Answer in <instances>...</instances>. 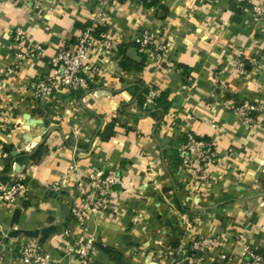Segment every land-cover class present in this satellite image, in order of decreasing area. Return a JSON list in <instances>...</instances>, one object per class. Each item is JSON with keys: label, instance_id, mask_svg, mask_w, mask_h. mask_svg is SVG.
Returning <instances> with one entry per match:
<instances>
[{"label": "crops", "instance_id": "0c3cea01", "mask_svg": "<svg viewBox=\"0 0 264 264\" xmlns=\"http://www.w3.org/2000/svg\"><path fill=\"white\" fill-rule=\"evenodd\" d=\"M97 7V0H47L38 8L0 0V172L8 155L43 146L37 162L11 163L10 176L26 179L30 190L16 205L0 204V251L26 240L58 264H79L63 252L79 235L70 197L92 169L113 168L122 175L114 205L95 213L85 231L97 252L90 264H186L184 218L190 237L214 241L206 264L221 252L242 264L245 244L264 252V111L248 127L232 108L238 100L264 101V21L238 0L114 2L107 28L120 42L118 56H92L102 75L89 89L35 102L29 81L49 73L50 56L77 41ZM16 27L44 52L13 68ZM143 28L169 44L161 67L146 64L132 41ZM239 59L245 75L234 68ZM147 86L167 93L164 114L141 95ZM109 125L114 133L104 139ZM189 131L213 140L220 159L200 184L179 173L177 146ZM56 182L62 186L53 191Z\"/></svg>", "mask_w": 264, "mask_h": 264}, {"label": "built area", "instance_id": "2783aa9c", "mask_svg": "<svg viewBox=\"0 0 264 264\" xmlns=\"http://www.w3.org/2000/svg\"><path fill=\"white\" fill-rule=\"evenodd\" d=\"M14 3L31 2L36 8L47 0H10ZM90 23L84 28L77 41L72 46L60 45L48 59L49 73L46 76L33 78L29 81V89L33 92L35 102H50L60 92L71 94L80 90H87L90 84L100 78L102 69L91 62L94 55L112 53L118 56L119 40L110 37L108 31L110 4L121 0H97ZM135 1V0H125ZM239 6L253 12L258 21H264V0H238ZM133 43L139 48L146 64L161 67L166 62L169 44L160 40L157 33L150 28H143L134 36ZM11 49L13 52V68L22 66L24 60L42 56L44 49L41 44L28 42V37L22 27H16L11 34ZM235 70L245 75L246 70L241 59L234 63ZM4 86V78L0 75V91ZM161 91L147 86V98L153 102ZM233 110L240 122L245 126L255 124L256 115L264 111V101L257 99H243L234 101ZM179 157V173L188 181L200 184L207 180L209 170L219 162L215 150V142L211 139L199 137L193 132H185L183 141L177 146ZM72 172V167L68 170ZM68 173V174H69ZM122 184V175L113 168H94L86 180H77L78 195L70 197V214L79 226L76 241L69 243L63 250L66 256H77L79 264H90L97 254L95 239L85 233L87 227L97 212H103L114 205V186ZM62 183L56 182L50 186L53 191L60 190ZM30 190L24 178L11 176L10 182H0V204L16 205L24 201ZM187 239L179 241V251L184 255L186 264H206V258L214 246L211 237H190V221L184 218ZM65 233H69L65 231ZM242 239V238H240ZM9 256V258H8ZM14 258V259H13ZM6 259L9 264H58L51 252L36 242L19 240L13 244L9 253L0 251V264ZM264 258L249 245L243 246L242 264H263ZM216 264H231L232 259L224 252L215 258ZM170 264V263H169Z\"/></svg>", "mask_w": 264, "mask_h": 264}, {"label": "trees", "instance_id": "16d2710c", "mask_svg": "<svg viewBox=\"0 0 264 264\" xmlns=\"http://www.w3.org/2000/svg\"><path fill=\"white\" fill-rule=\"evenodd\" d=\"M147 2L148 3L152 2L153 4H156L157 0H147ZM122 54H124V52ZM125 58H126L125 55H123V59H125ZM146 93H147V87H142L141 95H145ZM153 104H154V107L156 108L155 112H158L160 114H164L167 111L168 106H169L167 93L160 94V96L153 101ZM113 133H114L113 125H109L104 130L102 136L104 137V139H107L111 135H113ZM42 152H43V146H41L40 148H38L37 150H35L34 152L29 153V154L21 153V154H19L17 156L8 155L7 158H6V166L3 169V171L0 172V182H5L6 183V182H10L11 181L10 170H11L12 161H21L24 158H29L33 162H37L39 160ZM177 156H178V152H177ZM179 163L180 162H179V157H178V164ZM259 253L264 258V252L263 251H259Z\"/></svg>", "mask_w": 264, "mask_h": 264}]
</instances>
